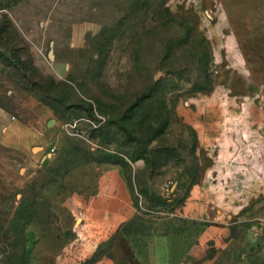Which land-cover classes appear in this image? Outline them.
<instances>
[{"label":"rangeland","instance_id":"374dc122","mask_svg":"<svg viewBox=\"0 0 264 264\" xmlns=\"http://www.w3.org/2000/svg\"><path fill=\"white\" fill-rule=\"evenodd\" d=\"M263 131L264 0H0V264H27L48 187L92 160L143 210L183 179L239 214L264 194Z\"/></svg>","mask_w":264,"mask_h":264},{"label":"crops","instance_id":"0c3cea01","mask_svg":"<svg viewBox=\"0 0 264 264\" xmlns=\"http://www.w3.org/2000/svg\"><path fill=\"white\" fill-rule=\"evenodd\" d=\"M12 126L9 133L19 132ZM251 156L258 162V153ZM245 168L252 186L260 167ZM175 190L185 194L170 211H146L119 166L75 167L48 187L46 213L25 224L24 256L28 264H223L234 257L264 264V194L234 214L183 179ZM239 226L253 252L234 253Z\"/></svg>","mask_w":264,"mask_h":264},{"label":"trees","instance_id":"16d2710c","mask_svg":"<svg viewBox=\"0 0 264 264\" xmlns=\"http://www.w3.org/2000/svg\"><path fill=\"white\" fill-rule=\"evenodd\" d=\"M89 162H97V163H109V164H114V165H117L116 163H113V162H111V161H108V160H104V161H94V160H92V161H89ZM24 254V253H23ZM25 257V256H24ZM26 259V258H25ZM27 261V260H26ZM27 264H28V262H27Z\"/></svg>","mask_w":264,"mask_h":264},{"label":"water","instance_id":"95a60500","mask_svg":"<svg viewBox=\"0 0 264 264\" xmlns=\"http://www.w3.org/2000/svg\"><path fill=\"white\" fill-rule=\"evenodd\" d=\"M262 134H264V131L262 132ZM262 238H258V241L260 242Z\"/></svg>","mask_w":264,"mask_h":264}]
</instances>
